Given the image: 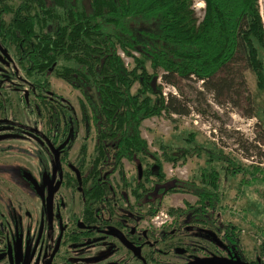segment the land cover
Returning a JSON list of instances; mask_svg holds the SVG:
<instances>
[{"label": "trees", "instance_id": "1", "mask_svg": "<svg viewBox=\"0 0 264 264\" xmlns=\"http://www.w3.org/2000/svg\"><path fill=\"white\" fill-rule=\"evenodd\" d=\"M202 1L200 18L193 0H20L15 10L0 0V11L28 12L27 19L17 15L15 21L22 36L27 39L31 32L35 37L31 56L36 82L38 75L45 74V79L55 75L82 94L87 105L84 119L95 127L100 146L88 168L115 166L121 171V158L146 161V181L151 183L146 219L159 210L168 191L190 193L197 198L195 204L169 209L172 223L185 213L184 224L200 222L223 233V249L230 259L263 264L264 240L255 259L247 261L241 231L229 223L218 224L214 216L221 196L220 170L213 154H208V166L198 170L197 181L165 179L163 161L184 162L202 147L190 134L192 146L172 148L160 143L158 155L141 136L144 119L162 113L188 114L171 93L163 92V84L174 85L177 78L200 81L203 90L197 92H209L221 103L232 93L239 97L247 90L243 72L235 66L243 63L264 93V22L259 0ZM37 9L42 13H30ZM39 19L49 20V33L32 29ZM119 51L132 58L130 66ZM85 152L83 146L81 153ZM103 154L111 164L103 162Z\"/></svg>", "mask_w": 264, "mask_h": 264}, {"label": "flooded vegetation", "instance_id": "2", "mask_svg": "<svg viewBox=\"0 0 264 264\" xmlns=\"http://www.w3.org/2000/svg\"><path fill=\"white\" fill-rule=\"evenodd\" d=\"M27 14L0 11V264H160L155 256L171 250L190 256L196 249L181 240L183 222L172 220L163 229L146 224V161L121 158L122 172L88 168L100 146L84 119L87 105L73 88L82 97L78 116L51 89V75H38L36 82L35 37L22 36L15 21ZM32 29L49 33L50 22L39 19ZM107 159L103 154L111 164ZM124 161L135 163V183ZM200 257L207 255H194Z\"/></svg>", "mask_w": 264, "mask_h": 264}, {"label": "rangeland", "instance_id": "3", "mask_svg": "<svg viewBox=\"0 0 264 264\" xmlns=\"http://www.w3.org/2000/svg\"><path fill=\"white\" fill-rule=\"evenodd\" d=\"M6 2L15 5L17 0ZM202 2V0H193V7L198 18L203 15L204 2L201 6ZM259 6L264 22V0H259ZM262 55L264 57V51ZM120 56L125 64L130 66L132 58L124 53ZM235 66L237 70L243 72L246 80L247 90L241 92V96L238 97L236 93H232L230 99L226 101L221 99V103L216 102L211 93L205 92L203 95L197 92L203 90L200 81L177 78L174 85L163 84V92L164 95L171 93L181 108L188 110V114L171 113L167 116L162 113L160 116L144 119L140 130L141 136L147 141L149 150L157 152L158 155L161 154L158 149L160 143L172 148L192 146L188 141L190 134L194 142L202 147L198 155H188L184 162L163 161L162 170L165 179L174 177L197 181L198 170L208 166L206 162L208 154H213L214 165L220 170L221 196L214 216L217 215L218 224L221 223L223 226L229 223L241 231L240 243L248 261L255 259L259 253L260 243L264 240V198L262 197L264 93L257 89L254 75L244 67L243 63ZM50 85L55 93L68 101L79 116L81 94L55 75L50 76ZM249 111L251 114H247ZM83 137L84 134L81 131L78 142L81 143ZM85 142L90 151L93 136L90 135ZM74 151L73 149L72 152ZM124 171L131 184L135 183V163L124 161ZM114 182L117 183L115 176ZM143 182L145 186L151 185L146 181ZM130 199L132 202L133 196ZM196 200V196L190 193L168 191L162 197L159 210L169 212V209L184 208L185 203L195 204ZM185 217L187 215L183 213L175 222H184ZM180 224L181 240L196 250L187 257L180 251L174 253L171 250L167 254L156 255L155 261L159 259L160 264H181L194 259V255H217L227 258V251L223 249L222 232H217L210 225L200 222H195L194 225ZM166 225L159 229L171 226ZM178 239L179 237L176 236L174 242ZM165 243H162V247L166 250ZM153 264L158 263L153 262Z\"/></svg>", "mask_w": 264, "mask_h": 264}, {"label": "water", "instance_id": "4", "mask_svg": "<svg viewBox=\"0 0 264 264\" xmlns=\"http://www.w3.org/2000/svg\"><path fill=\"white\" fill-rule=\"evenodd\" d=\"M183 264H248L247 262L233 260L226 257L207 256L188 261Z\"/></svg>", "mask_w": 264, "mask_h": 264}, {"label": "built area", "instance_id": "5", "mask_svg": "<svg viewBox=\"0 0 264 264\" xmlns=\"http://www.w3.org/2000/svg\"><path fill=\"white\" fill-rule=\"evenodd\" d=\"M201 6H203V2L201 3ZM120 55H123V52H120ZM171 221L172 217L169 212L158 210L155 214L146 219V224L161 228Z\"/></svg>", "mask_w": 264, "mask_h": 264}]
</instances>
